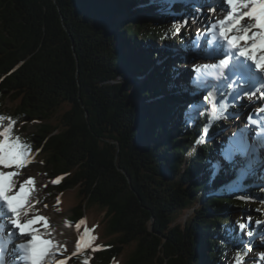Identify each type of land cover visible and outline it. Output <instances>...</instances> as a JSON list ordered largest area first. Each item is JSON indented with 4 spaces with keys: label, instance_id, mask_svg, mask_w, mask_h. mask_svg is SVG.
<instances>
[{
    "label": "trees",
    "instance_id": "obj_1",
    "mask_svg": "<svg viewBox=\"0 0 264 264\" xmlns=\"http://www.w3.org/2000/svg\"><path fill=\"white\" fill-rule=\"evenodd\" d=\"M194 9L0 0V130L10 127L46 178L60 180L47 192L64 201L77 235L87 232L77 264H234L253 243L236 212L264 221V188L255 186L263 180L248 174L244 191L222 194L245 162L227 159L222 138L238 109L233 87L207 93L203 109L184 116L199 97L175 81L178 68L162 64L165 49L154 45L183 42L186 26L171 27L188 25Z\"/></svg>",
    "mask_w": 264,
    "mask_h": 264
},
{
    "label": "snow or ice",
    "instance_id": "obj_2",
    "mask_svg": "<svg viewBox=\"0 0 264 264\" xmlns=\"http://www.w3.org/2000/svg\"><path fill=\"white\" fill-rule=\"evenodd\" d=\"M162 2L169 3L172 0H162ZM194 11L202 14L203 9L198 7ZM208 11L213 14V18L205 34L207 51L213 55H222L223 58L219 59L218 63L205 64L196 69L198 73H205V78L200 80L201 85L211 86L207 77H214L216 80L222 78L224 70L229 68L230 61H233L231 65L233 73L239 72L246 75L250 82L257 79L256 73L234 58L243 57L245 61H251L258 73H264V0H211ZM218 11L223 18H215L214 14ZM178 23L186 26L187 21L173 22L171 31L175 34L181 31V28L177 26ZM223 42H226V48ZM260 93V99H264V86ZM246 94L249 98L255 95L251 92ZM209 96H214V93L210 92ZM227 107L228 104L224 103L217 109L220 118H227ZM261 114H264V107L256 109L255 114H250L247 119L250 127L256 126V137L261 146H264V115ZM246 131L247 129L241 130L239 135L243 137ZM11 132L10 127L0 130V137L3 138L0 139V169H19L29 159L30 146L22 143L20 137L13 136ZM249 149L250 145L243 141L239 151L246 158V164L240 169L234 182L237 187L242 186L243 179L256 163V160L248 156ZM227 159L231 160V156H227ZM19 175L17 171L0 170V203L3 204L7 213L11 214L9 217L11 226L18 230L19 237L25 241L17 248L23 254L22 259L26 264H46L50 257L56 255L59 248L51 239L43 238L47 235L46 230L49 228L47 218L41 215H30V189L27 186L31 185L33 180L27 179L23 183H18ZM53 183H60V180H54ZM41 223L43 230L36 227ZM256 223L262 224L264 221L258 220ZM237 224L241 231L247 228L245 222L238 221ZM248 235H252L251 232ZM84 244L82 237L81 241L75 245L77 252L82 250ZM3 251L4 249L0 248V256L3 255ZM248 251H251L250 247ZM76 254L73 253V255ZM245 255V252L237 251L234 264H244ZM259 259L264 260V252L260 253ZM59 264L64 262L60 261Z\"/></svg>",
    "mask_w": 264,
    "mask_h": 264
},
{
    "label": "rangeland",
    "instance_id": "obj_3",
    "mask_svg": "<svg viewBox=\"0 0 264 264\" xmlns=\"http://www.w3.org/2000/svg\"><path fill=\"white\" fill-rule=\"evenodd\" d=\"M173 1L185 2L186 0H173ZM195 1L200 2L196 5L197 7L204 9L202 14L199 13L197 18L191 20L192 22H190L188 26L185 27V31L187 32L189 31L188 33L190 35L187 36L185 40L181 43L172 42L171 44L170 41L168 40H166L165 42L166 46L164 45L159 46L157 41H155L154 43L155 46L161 48L164 47L167 54V61H168L167 63L171 65L173 68L175 67L178 68L176 73L177 78L179 80H183L188 85V88L192 90L190 91L191 93L192 92L195 93L194 91H196L195 94L197 96L198 95L200 96V102H195L190 104L189 108L185 109L184 116L194 114L195 112L196 113L200 112L204 107V103L206 102L205 93L209 89L213 88L215 85L214 84L215 81L213 80L216 79H213L212 77L206 78L208 80H211L210 81L211 86H208L207 84L201 85L200 80L205 78V74L204 72L198 73L196 69L205 64L218 63L219 59L223 58V56H221L220 58L215 59V61L213 62H211L210 59L206 58V55L209 54V52L207 51L206 42L200 45L201 43L200 40L206 34L207 26L213 18V14H210L208 11V7L209 4L211 3V0H209L206 3H201L200 0H195ZM187 2H193V1H187ZM214 16L216 19L223 18L221 12L219 11L215 13ZM172 18H173L172 20L174 21L175 20L174 17ZM145 43H147V41H145ZM184 51H188L189 54ZM241 59H243V57H241ZM244 64H249L251 66V71L256 73V76L259 79L261 77H264V73H258L255 69V65L251 61H245ZM262 86H264V79H260V83H257L255 89L250 91L251 93L255 94L252 98H249L247 94L243 96L242 103L244 106L243 108L240 109V111L242 112L245 111L244 112L245 115H247L246 113H248L249 110L251 111V112L249 111L250 114H255V110L258 109L259 105L262 104L263 99H260V94H261L260 90ZM248 116L249 115H247V117ZM240 118H241V114H238V116L233 119L232 123H229L228 124L229 126L224 127L223 129L224 131H222L223 138L226 137L231 138V142L229 146L231 149L234 150L233 152H237V151L240 152L239 149L242 146L243 141H246V143L250 145L251 143L249 142V138L251 134H254L256 132L254 126L245 128L244 125L245 123L239 120ZM244 129H247V131L243 137L240 136L238 138L237 140V145L239 146L238 147L235 145L234 138H236V136L239 133H241V130ZM0 139L3 138L0 137ZM252 143H254L253 140ZM255 147L256 148L252 147V149H255V151H252V157L256 156L257 152L261 153L262 154L261 156L264 157V147L261 148L257 143ZM28 156L29 159L25 162V164L21 168L0 169V170L17 171L20 174L18 177V183H23L27 179L33 180V183L27 186V188L30 189L29 192V204L31 206L30 215L33 216L41 215L47 218L49 228L46 230L47 235H45L43 238L51 239L55 244L58 245L59 248L56 255L50 257L46 261V264H59L60 261H63L64 264H77L78 257L82 250L77 252L75 245L81 241L82 237L84 238V241H86L87 236H85V233L78 236L76 233L77 227L69 225L66 222V212H64L63 210L64 201L61 200L60 202L62 203L61 205H59L60 202L56 199V197L51 196L50 193L47 192V190L51 186H54L53 181H49L46 178V174L43 173V171L39 167L35 166L33 160L31 159L30 152L28 153ZM258 162L260 166L256 165L255 167H252L251 175L253 176L255 175V177H257V179L260 180V178H263L264 176V159L262 158L258 160ZM238 188L239 187H237L236 184H234L230 189L236 191ZM225 193L226 191L223 190L222 194ZM0 212H2L1 208H0ZM2 213L4 214L3 217L5 218L4 221L8 223V226H5V224L0 222V228L3 225L5 226V229L4 230L2 229V236L4 237L5 240L3 242L0 239V243H2L0 245H5L7 248L12 241V245L14 246L15 243V245L18 247L19 244L25 241L19 237L18 230L13 229V227L11 226L9 222V217L11 216V214L7 213L6 210L5 212ZM235 216L243 220V222L247 223V226H249L251 230L255 231V234L253 235H248L245 229L240 233L245 240H249V239L253 240V243L249 245L251 251H248V254L243 258L244 264H264V260L259 259L260 253L264 252V223L254 224V222H252L253 215L248 210L246 211L243 210L242 212L237 211ZM36 227L43 230L42 223L38 224ZM11 233H15L16 235L12 236ZM28 238L30 239V237ZM18 242L20 243L17 244ZM73 253H77V254L73 255ZM22 256H23L22 253H18L16 249L11 248L9 250L8 260L5 262V264H12L13 261L14 263L17 262L19 264H24L23 262L24 260L22 259ZM88 257H91V252H89ZM220 264H230V262L223 261Z\"/></svg>",
    "mask_w": 264,
    "mask_h": 264
},
{
    "label": "bare ground",
    "instance_id": "obj_4",
    "mask_svg": "<svg viewBox=\"0 0 264 264\" xmlns=\"http://www.w3.org/2000/svg\"><path fill=\"white\" fill-rule=\"evenodd\" d=\"M206 35H205V38H204V40H200V45H202L204 42H206ZM177 54V53H176ZM179 54V53H178ZM212 57H216L215 55H213V54H210ZM248 90H250V89H248ZM250 111V110H249ZM248 111V113H246L247 115H250V112ZM242 115V114H241ZM238 116V115H237ZM241 120V119H240ZM250 127V126H249ZM253 133V132H252ZM240 134V133H239ZM237 135L236 136V138H234L235 139V145L236 146H238L237 145V140H238V138L240 137V135ZM254 138H253V135L251 134V136H250V138H249V142L253 145H251L250 144V154H248V156L249 157H251V158H253L254 160H258V159H260V156L262 155L261 153H258L257 152V154H256V156H254V157H252V147H254V148H256L255 146H256V143H257V141H256V139H254V143H252V140H253ZM258 144V143H257ZM249 145V144H248ZM259 145V144H258ZM239 147V146H238ZM264 147V146H263ZM262 157V156H261ZM0 218H3V217H1L0 216ZM5 219V218H4ZM13 236V235H12ZM0 239L4 242V237L2 236V227L0 228ZM13 240H14V238H13ZM13 245H12V241H11V244L6 248V246L5 245H0V248H3L4 249V251H3V255L2 256H0V264H5V262L8 260V256H9V250L11 249V248H14L15 249V247H16V245H15V243H14V246L12 247ZM17 255V254H16Z\"/></svg>",
    "mask_w": 264,
    "mask_h": 264
}]
</instances>
